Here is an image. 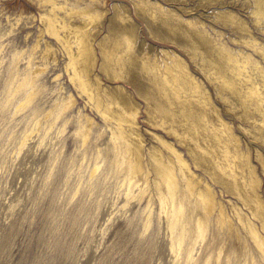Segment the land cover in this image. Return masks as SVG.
Returning a JSON list of instances; mask_svg holds the SVG:
<instances>
[{"label": "bare ground", "instance_id": "6f19581e", "mask_svg": "<svg viewBox=\"0 0 264 264\" xmlns=\"http://www.w3.org/2000/svg\"><path fill=\"white\" fill-rule=\"evenodd\" d=\"M141 1L146 3V0ZM263 3L264 0H259L256 5L264 15ZM58 6L52 3L51 13L40 15L43 29L32 51L24 56L21 52L14 53L4 80L3 91L7 98L16 101L15 107L29 106L23 117L27 128L25 137L35 133L38 145L45 141L57 144L60 134L67 127H73V133L67 137L73 139L77 154L65 161L66 172L71 171L77 187L83 188L85 198L101 191L99 195L112 192L122 197L124 205L132 200L143 202V211H147L146 226L154 214L162 220L176 262L264 264V203L258 191L259 178L251 166L248 152L245 154L240 150L238 137L223 120L204 87L197 84L182 65L175 69L166 63L163 71L156 60L150 62L149 55L155 48L139 38L137 25L130 18L128 9L117 12V6L108 19L106 35L96 43L101 62L95 64L93 45L103 28L104 11H97L92 16L95 20L92 31L81 34L74 51L67 36L61 32L75 25L58 19L54 12ZM65 13L71 18L72 9L65 10ZM222 14L234 26L246 30L244 23L234 14L225 11L216 13V16ZM144 21L159 41L186 47L191 55L199 53L203 63L214 71L212 74L218 79V89L229 91L244 107L245 111L239 117H248L247 94L240 90L237 80L226 76L230 67L224 65L222 57H214L204 45L206 40L203 37L199 42L197 37L175 38L170 33L176 26L164 20L158 23L150 19ZM190 32L200 35L196 29ZM46 34L63 45L69 59V79L75 90L83 94L90 107L101 116L103 127H96L93 118L80 109L72 114L75 98L70 93L53 95L48 105L42 107L44 88L39 78L41 67L36 59L46 61L52 58L55 61V55L46 41L40 56H36L37 52L33 50H38L42 35ZM162 53L165 57L170 55L166 50ZM229 60L233 61L232 57ZM19 64L23 67L20 68ZM122 84L130 86L156 114L152 120H146L153 130L161 133H151L156 144L146 147L137 123L139 105L131 91ZM249 92L257 93L253 89ZM181 93L184 100H180ZM174 103L181 106L174 105L173 108ZM193 103L199 108L193 112L194 119L188 126L184 114ZM250 105L260 112L261 99L256 96ZM198 117L203 119L202 130L195 122ZM204 132L218 137L224 161H214L215 156L201 153L204 147L200 146L198 136ZM104 134L100 145L97 140ZM254 134L264 138V123L257 126ZM165 137H175L178 144L187 149L194 167L206 173L225 193L235 197L240 206L228 200L226 210L223 202L217 199L213 186L190 169L183 154ZM25 141L26 138L22 139L21 147ZM236 157L242 165L241 172L234 160ZM255 159H262L258 151ZM155 205L157 209L154 211Z\"/></svg>", "mask_w": 264, "mask_h": 264}, {"label": "rangeland", "instance_id": "374dc122", "mask_svg": "<svg viewBox=\"0 0 264 264\" xmlns=\"http://www.w3.org/2000/svg\"><path fill=\"white\" fill-rule=\"evenodd\" d=\"M257 1L0 0V264H181L173 258L162 220L154 214L151 223L146 226L147 211H143V202L132 200L124 205L122 197L112 192L99 195L101 191L98 195L85 198L83 188L77 187L71 171L66 172L65 161L77 154L73 139L67 137L73 133V127H67L60 134L57 144L45 141L38 145L35 133L25 137L27 128L23 117L29 106L15 107L16 101L7 98L3 84L14 53L21 52L24 56L32 51L43 29L40 15L51 13L52 3L59 5L54 9L58 19L75 25L61 32V35L67 36L74 51L81 34L92 31L95 21L92 16L97 11H104L103 28L93 45L97 65L101 62V54L96 43L107 33L108 19L114 14V6H117V12H121L122 8L128 9L130 18L137 25L139 38L155 48L149 55L150 62L156 60L163 71L166 63L175 69L182 65L209 94L223 120L238 137L240 150L245 154L248 152L251 166L260 181L258 191L264 203V138L254 134L257 126L264 123V15L263 11L257 10ZM70 9L71 18L65 13ZM225 11L239 18L246 30L234 26L223 14L216 16V13ZM144 19L155 23L164 20L176 26L170 33L175 38L197 37L199 42L203 37L206 40L203 44L213 52L214 57H222L224 65L230 67L226 76L237 80L240 90L247 94L248 117H239L244 113V107L229 91L218 89V79L212 74L214 71L203 63L199 53L191 55L186 47L159 41L151 34ZM192 29L200 35L190 32ZM45 41L49 42L55 61L52 58L46 61L39 57L36 59L41 67L39 78L44 88L42 107L48 105L51 96L70 93L75 98L72 114L80 109L93 118L96 127H103L101 116L90 107L86 97L75 90L69 79V59L63 45L48 34L42 35L38 50H33L37 52L35 55L42 54ZM162 50L170 55L165 57ZM231 57L233 61L229 60ZM177 75L180 80L179 73ZM123 86L131 91L139 105L137 123L146 147L156 144L151 133H161L153 130L146 121L152 120L156 114L130 86ZM250 89L257 93L249 92ZM182 93L180 100L185 99ZM256 96L261 99L260 112L250 105ZM174 105L181 106L174 103L173 108ZM189 106L192 108L188 107V112L184 114L188 126L194 119L193 112L199 108L194 103ZM195 122L202 130L203 119L198 117ZM105 134L97 140L100 145ZM186 137L189 139V136ZM198 137L200 146L204 147L201 153L215 156L214 161H224L218 137L205 132ZM24 138L26 141L21 147ZM165 139L183 154L192 171L207 179L226 210L228 200L240 206L235 197L225 193L206 173L194 167L187 149L180 146L175 137ZM256 151L261 153V160L255 159ZM234 160L237 162L238 158ZM237 166L241 172L242 165L237 162ZM156 209L157 205L154 211Z\"/></svg>", "mask_w": 264, "mask_h": 264}]
</instances>
